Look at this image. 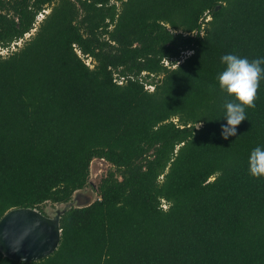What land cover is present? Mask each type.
Segmentation results:
<instances>
[{
    "label": "trees",
    "instance_id": "1",
    "mask_svg": "<svg viewBox=\"0 0 264 264\" xmlns=\"http://www.w3.org/2000/svg\"><path fill=\"white\" fill-rule=\"evenodd\" d=\"M21 39L0 53V219L97 197L50 255L0 264H264V81L224 139L217 79L225 54L264 57V0H0V47Z\"/></svg>",
    "mask_w": 264,
    "mask_h": 264
},
{
    "label": "water",
    "instance_id": "2",
    "mask_svg": "<svg viewBox=\"0 0 264 264\" xmlns=\"http://www.w3.org/2000/svg\"><path fill=\"white\" fill-rule=\"evenodd\" d=\"M78 194L82 198L79 190L72 200L57 204L55 209L48 212L30 207L7 211L0 219V250L3 254L15 260L33 261L54 252L60 244L61 217L73 205H77ZM85 198H88L86 204L91 202L90 197Z\"/></svg>",
    "mask_w": 264,
    "mask_h": 264
},
{
    "label": "clouds",
    "instance_id": "3",
    "mask_svg": "<svg viewBox=\"0 0 264 264\" xmlns=\"http://www.w3.org/2000/svg\"><path fill=\"white\" fill-rule=\"evenodd\" d=\"M221 62L225 68L217 76L219 88L233 97L224 103L227 123L221 125V135L228 139L229 136H236L237 126L248 119L246 109L256 107L261 81H264V57L249 59L237 54H225ZM210 90H213L212 86ZM248 163L250 175L264 177V147H255Z\"/></svg>",
    "mask_w": 264,
    "mask_h": 264
},
{
    "label": "rangeland",
    "instance_id": "4",
    "mask_svg": "<svg viewBox=\"0 0 264 264\" xmlns=\"http://www.w3.org/2000/svg\"><path fill=\"white\" fill-rule=\"evenodd\" d=\"M87 62L91 65L93 64V61H91L90 59H87ZM165 63L169 64L170 62L165 61ZM109 167H110V164L107 163L106 161L102 160V159H100V160L94 159L92 161L90 181L93 182V185L99 183L101 176L107 172ZM80 192H81L82 198H79V201H77L78 204H80V205H84L87 203L88 198H85L87 196L90 197L89 198L90 201L94 200L97 197L94 189L92 188V186H89V185L86 188L81 189ZM56 207H57V204L48 203V204L44 205V211L48 212V211H51L52 209H55Z\"/></svg>",
    "mask_w": 264,
    "mask_h": 264
},
{
    "label": "built area",
    "instance_id": "5",
    "mask_svg": "<svg viewBox=\"0 0 264 264\" xmlns=\"http://www.w3.org/2000/svg\"><path fill=\"white\" fill-rule=\"evenodd\" d=\"M43 16H44V14H41V15H40V18H42ZM35 29H36V28H35ZM31 34H32V32H29V33H27V34L25 35V37L28 38ZM21 43H22V39L19 40V41H17V42H14L10 48H3V47H0V53H1V54H7L8 52H10V50L16 49V46H17V45H21ZM163 207H164V208L167 207V205H166L165 202H163Z\"/></svg>",
    "mask_w": 264,
    "mask_h": 264
},
{
    "label": "flooded vegetation",
    "instance_id": "6",
    "mask_svg": "<svg viewBox=\"0 0 264 264\" xmlns=\"http://www.w3.org/2000/svg\"><path fill=\"white\" fill-rule=\"evenodd\" d=\"M79 195H80V194H78V195H77V196H78V198H79Z\"/></svg>",
    "mask_w": 264,
    "mask_h": 264
}]
</instances>
